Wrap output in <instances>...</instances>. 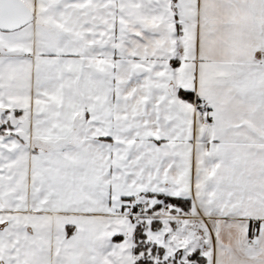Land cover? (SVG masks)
<instances>
[{
    "label": "snow or ice",
    "instance_id": "snow-or-ice-1",
    "mask_svg": "<svg viewBox=\"0 0 264 264\" xmlns=\"http://www.w3.org/2000/svg\"><path fill=\"white\" fill-rule=\"evenodd\" d=\"M0 264H264V0H0Z\"/></svg>",
    "mask_w": 264,
    "mask_h": 264
}]
</instances>
